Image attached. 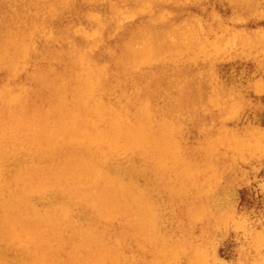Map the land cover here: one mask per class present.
Masks as SVG:
<instances>
[{"label":"bare ground","instance_id":"bare-ground-1","mask_svg":"<svg viewBox=\"0 0 264 264\" xmlns=\"http://www.w3.org/2000/svg\"><path fill=\"white\" fill-rule=\"evenodd\" d=\"M263 151L264 0H0V264H203Z\"/></svg>","mask_w":264,"mask_h":264},{"label":"rangeland","instance_id":"rangeland-1","mask_svg":"<svg viewBox=\"0 0 264 264\" xmlns=\"http://www.w3.org/2000/svg\"><path fill=\"white\" fill-rule=\"evenodd\" d=\"M239 197V203L235 205L229 221L230 229L226 230L222 241L217 244L215 256L207 258L203 264H237L235 260H230L231 255L228 256L227 252L230 247L238 248L242 245L246 260L258 258L264 263V242L256 249L250 234H261L264 237V151L254 164L248 182L240 189ZM235 225L242 227L235 230Z\"/></svg>","mask_w":264,"mask_h":264}]
</instances>
